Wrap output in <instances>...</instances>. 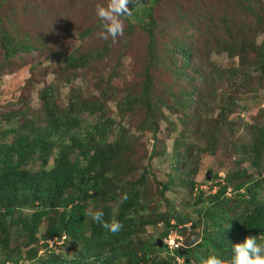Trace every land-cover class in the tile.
<instances>
[{"label": "trees", "instance_id": "1", "mask_svg": "<svg viewBox=\"0 0 264 264\" xmlns=\"http://www.w3.org/2000/svg\"><path fill=\"white\" fill-rule=\"evenodd\" d=\"M224 1L221 12L202 0L138 2L121 17L123 37L146 39V59L134 75L138 80L120 89L121 95L110 83L117 76L113 69L93 82L98 96L72 88L61 106L57 86L48 85L40 92L38 115L21 109L1 114L0 241L5 247L0 246V264H177L178 257L182 264H199L210 254L228 261L231 243L246 237L264 239V0ZM106 2L57 0L54 7L61 11L54 21L69 39L71 15L85 10L82 19L95 26L77 34L82 40L100 28L95 7ZM33 18L19 0H0V71L21 55L42 53L46 41L29 31ZM61 36L55 33L57 40ZM98 44L64 55L63 69L94 73L93 65L111 53L109 41ZM221 55L236 59V65L222 67L212 59ZM72 81L68 75L66 83ZM108 99L121 118L141 111L135 129L151 132L155 141L163 109L177 116L171 153L162 147L149 155L170 159L168 181H159L148 162L135 159L136 141L120 121L115 134V120L103 110ZM177 125L182 127L175 130ZM208 154L229 166L223 183L208 170L217 191L206 195L194 177ZM178 188L186 191L180 204L166 196ZM163 206L167 210L158 212ZM89 210L103 211L105 221L115 216L123 229L105 231ZM159 223L160 239L175 231L185 244L170 250L136 238L143 226ZM9 236L14 247L6 245ZM23 239L26 250L18 243ZM52 240L64 241L70 257L48 250L46 242ZM39 248L45 256H39Z\"/></svg>", "mask_w": 264, "mask_h": 264}, {"label": "rangeland", "instance_id": "2", "mask_svg": "<svg viewBox=\"0 0 264 264\" xmlns=\"http://www.w3.org/2000/svg\"><path fill=\"white\" fill-rule=\"evenodd\" d=\"M57 0H19V7H25L29 10L34 16L32 20L31 27L29 31L31 34L37 36H42L43 40L46 41V45L42 53L34 51L31 54L21 55L16 62H13L7 70L0 71V116L2 113L8 111H17L18 109L24 110L30 114L38 115L41 102L39 95L42 89L48 85H54L58 88V99L59 103L62 106H65L68 98L72 95V88L75 90H80V95L93 94L94 96L99 95V90L94 88L93 82L96 79L101 77H108L112 73V70L117 71L116 78L111 79L110 83L115 88V93L117 91L118 95H121V90L126 84L137 81L138 78L134 75H137L141 72V66L145 64L144 56H146L144 44L146 39H144L139 34H136L134 37L129 38L127 41L126 37H118L116 43H113L111 38L108 40L100 39L97 36V33L101 31L100 28H96V31H93L88 37L80 39L77 37V34L82 31L84 28L94 27L95 25L88 19H82L87 12L85 10L80 11L78 14H72V22L68 31L69 39H66L65 30L63 26L54 21L56 18L55 14H59L61 11L59 8L54 7ZM203 6H209L210 10L222 11L224 0H202ZM39 6L37 12H35L32 7ZM64 7H67L65 5ZM56 8V9H55ZM54 21V22H52ZM54 31V35L51 33ZM55 33H60L62 36L60 40H57ZM260 40V39H259ZM109 41L108 47L110 54L96 66L94 73L90 72L87 69H79L77 71H69L63 69V64L61 62L64 55L69 54L75 49H84L87 47L94 46L99 43H106ZM127 43L128 47L124 49V44ZM98 44V45H99ZM97 45V46H98ZM83 47V48H81ZM55 56L54 58L49 59L47 56ZM120 56L122 58L120 59ZM217 64L222 67H231L235 66L237 61L230 60L226 55H221L219 57H213ZM1 60V54H0ZM71 77L73 79L72 84L66 83V77ZM155 76L157 74H154ZM153 75V76H154ZM154 76V77H155ZM156 78V77H155ZM28 79H31L28 83ZM80 81L78 84L77 81ZM166 83L167 80L165 79ZM119 89V90H117ZM158 94H162L159 92ZM163 95V94H162ZM264 105V101H263ZM18 110V111H19ZM103 110L107 113V116H111L115 123L113 127L115 128V134L118 130V121L121 122V125L124 126L130 135V139H135L134 152L132 155L135 159L142 160L144 164L147 162L152 168L153 174L159 181H168L167 173L169 172L170 159L165 160L162 157L155 156L152 159H149V155L152 149L160 150L162 147L166 149L168 154L171 153V145L174 137L172 133L171 124L179 121L175 114H171L168 110L163 109L165 116L160 117L158 123L155 126V139L150 136V133H141L135 128L140 122V119L143 117L141 111L134 114H127L121 118L120 112L112 99L106 100L103 104ZM218 111V110H217ZM87 115H84L86 121L92 122L93 117L86 118ZM234 120L237 123H240L239 119L235 116ZM243 117V114L241 115ZM0 117V121H1ZM4 125L8 124L7 120L2 122ZM182 125H177L176 129H180ZM243 133V132H242ZM241 133V134H242ZM240 134V135H241ZM115 136H110V139H114ZM221 162V164H220ZM224 164V165H223ZM38 165V164H37ZM229 161L218 157L217 155L208 154L202 160V164L199 166V171L197 176L194 177L196 188L205 191V194H215L217 187L213 186V181H211V175L209 174V180L207 184H203L205 177L207 176L208 170L213 171L217 174V179L215 182L223 183V180L228 171ZM252 172V170H249ZM156 189V188H155ZM231 194L230 189L227 191V196ZM166 196L169 199L175 198V203L180 204L182 198H186V191L184 189H174L173 191L167 192ZM167 209L161 207L158 212H165ZM188 227V226H187ZM193 230H196L193 228ZM202 230V227H200ZM163 231V225L161 223L154 226H143L140 231L137 233L136 238L142 240L156 241L160 239V233ZM189 231V229H188ZM197 240L198 237L194 235L192 240ZM163 240L162 244L167 243V247L171 246V249H176L185 244V237L180 236L175 231L170 232L167 238ZM166 241V243L164 242ZM20 248L26 250L27 247L23 246L25 240H21ZM42 242L40 241L39 244ZM49 247L48 250H54L58 255L66 254L65 257H70L69 250L65 249L64 241H48L46 242ZM9 247H14L17 245L16 242L11 240L9 236L7 244ZM0 246L5 247L0 241ZM163 247V246H162ZM39 256H45V251L39 248ZM169 249V248H168ZM170 249V250H171ZM2 248H0V258H4V254L1 253ZM194 264V263H192Z\"/></svg>", "mask_w": 264, "mask_h": 264}, {"label": "clouds", "instance_id": "3", "mask_svg": "<svg viewBox=\"0 0 264 264\" xmlns=\"http://www.w3.org/2000/svg\"><path fill=\"white\" fill-rule=\"evenodd\" d=\"M129 2L130 0H107L106 5H96L95 14L101 22L99 25L101 31L97 33L100 39L111 38L112 42L116 43L117 38L124 35L125 25L121 17L131 14V10L128 8ZM77 83L79 84L80 81L78 80ZM123 198L126 199L127 196L125 195ZM87 215L111 234L120 232L124 227L121 222L115 219V216L110 221H105L103 211L89 210ZM229 251L230 259L228 261L218 255L210 254L207 257H201L199 264H264V239H258L257 236L246 237L242 243H231ZM181 259V257L177 258V264Z\"/></svg>", "mask_w": 264, "mask_h": 264}, {"label": "water", "instance_id": "4", "mask_svg": "<svg viewBox=\"0 0 264 264\" xmlns=\"http://www.w3.org/2000/svg\"><path fill=\"white\" fill-rule=\"evenodd\" d=\"M148 0H130L129 4H128V8L130 10V8L134 5H136L138 2H143L146 3ZM206 179L209 180V172L207 173ZM192 229L194 228V224H192ZM156 246H158L159 248H161L163 246L161 239H156L155 243Z\"/></svg>", "mask_w": 264, "mask_h": 264}, {"label": "built area", "instance_id": "5", "mask_svg": "<svg viewBox=\"0 0 264 264\" xmlns=\"http://www.w3.org/2000/svg\"><path fill=\"white\" fill-rule=\"evenodd\" d=\"M164 242L166 243V241L164 240ZM167 244V243H166ZM169 249H171V246L169 245V247H168ZM182 260H180V262H179V264H182ZM176 263H177V258H176Z\"/></svg>", "mask_w": 264, "mask_h": 264}]
</instances>
